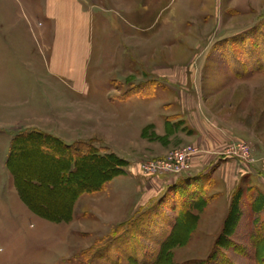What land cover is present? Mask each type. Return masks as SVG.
<instances>
[{
  "label": "rangeland",
  "instance_id": "rangeland-1",
  "mask_svg": "<svg viewBox=\"0 0 264 264\" xmlns=\"http://www.w3.org/2000/svg\"><path fill=\"white\" fill-rule=\"evenodd\" d=\"M84 2L81 93L49 68L39 35L49 22L29 10L45 0H0V30L16 32L0 42V159L35 132L122 162L67 212L39 209L51 220L29 206L30 189L21 196L15 173L27 181L54 166L20 139L12 171L0 164V264H92L113 244L119 264H136L121 253L129 244L140 263L264 264V0ZM9 47L26 51L17 60ZM67 99L73 113L89 102L87 127L78 113L61 119ZM199 177L207 188L194 203L195 185L180 183ZM73 189L39 198L67 201Z\"/></svg>",
  "mask_w": 264,
  "mask_h": 264
},
{
  "label": "trees",
  "instance_id": "trees-1",
  "mask_svg": "<svg viewBox=\"0 0 264 264\" xmlns=\"http://www.w3.org/2000/svg\"><path fill=\"white\" fill-rule=\"evenodd\" d=\"M259 66L263 68L262 63L260 62H259ZM20 139H24L25 144L29 142L32 144L33 143L39 144L38 146L35 147H38L36 149H39L41 152H43V154L40 153V155L43 156V158H45L46 160L51 161L52 162L51 165L54 166L53 170L49 169L45 171V173H40L37 176H32V177L29 176L27 181L21 180L22 178H20L19 176V171L16 170L17 173H15L17 179L16 183L19 187L18 190L21 193V196L22 194L23 196H25L23 193L25 189L27 190L30 189L31 190L30 195L32 196V199L34 198V200H32L31 203L27 201V203L29 204V206L33 207V209H38L37 213L39 215L48 217L49 219L51 218L54 219L55 214L48 213L49 215L46 216V213H42L41 210L39 209H54V210L57 209L58 215L59 213H63V211L67 212L66 211L67 209L73 208L74 199H76L78 195H80L85 191L92 192V191L100 190L105 185V183L112 178L114 174L117 175L118 172L115 169V167L120 166V163L122 162L114 158L101 157L99 154H95V153H93V155L91 156V153H88V151L81 149L80 147L77 148L76 145L73 147L65 146L58 139L52 138L46 134H39L32 132V133H28L27 135L20 136L19 139H16L15 142L13 143L14 144L13 150L7 160V167L11 171H12V166H15V163H17V160L15 159L18 154L17 151H19L18 148H19ZM43 139L45 143H42ZM29 148H32V151L34 150L33 145L32 147L31 146H28L27 148L24 147L23 150L27 151L29 150ZM88 160L93 161L96 165H93L94 167H90L89 169H87L86 166L87 164H89ZM190 180L191 179L183 180L181 181L182 183L180 184L182 188L183 187L187 188L188 186L192 187V185H195V188L192 191L193 193L190 197L193 198V202L194 200L196 202L199 197L204 196L202 195L204 193L203 190H206L207 186L205 185L204 187L202 177L195 179L196 181L194 183H192ZM71 186H74V189L70 192V194H68L67 201H64L63 198L59 197L60 195L57 197L58 200H47V201L40 200V198H42L40 197L41 194L40 192H45L46 194H52L55 193L56 190L58 189L66 190ZM178 187L179 186L176 185V188ZM180 188L178 190H180ZM182 190L184 191V189ZM169 201L170 200H168L167 204H169ZM164 204L166 205V203ZM164 204L162 200L157 203L159 209ZM175 208L177 209L176 206ZM184 208L185 207H183L182 205V209ZM234 216L235 215H233V217ZM154 227L157 229L158 225L157 224H155L154 226L151 225L149 228H154ZM143 233L145 232L142 231V235ZM146 238L149 239V236ZM225 241L229 245L231 244V241L228 238H226ZM114 246L116 245L113 244L108 249L106 248L102 252H97L98 255L96 254L97 255L96 257H92L93 259H91V263L119 264L118 259L116 257L114 258L113 256V259L111 257L112 247ZM166 246L163 248L161 254H163L164 249H166ZM127 247L128 248L125 247L126 248L125 251H121L122 255L127 256L128 258H130V260H132L136 264H148L146 260L140 263L137 251L134 247L131 246V244L127 245ZM155 259L151 264L159 263L160 258L159 259L155 258Z\"/></svg>",
  "mask_w": 264,
  "mask_h": 264
},
{
  "label": "crops",
  "instance_id": "crops-1",
  "mask_svg": "<svg viewBox=\"0 0 264 264\" xmlns=\"http://www.w3.org/2000/svg\"><path fill=\"white\" fill-rule=\"evenodd\" d=\"M33 8L29 7L30 16L35 17L34 13L41 10L49 22V28L39 31V35L47 51L52 55L51 61L48 62L51 73L53 76L61 78L60 83L64 86H69L71 92L72 90L84 92L87 90L84 86L88 85L87 71L91 54L90 13L85 7L84 0H45L43 8L38 7V5L33 6ZM49 29L52 31L51 36ZM49 36L50 38L48 39ZM12 37H16V32H13V30L12 32H7L6 29L0 30L1 43L6 38L11 41ZM7 50H10L13 53V57L18 60L20 52L25 53L26 48H17L15 50L14 47H9ZM0 64L2 63L0 62ZM65 102L67 103L63 106L65 110L61 119H64L65 122L66 120L69 121L72 116H76L75 113H78L75 118H81L79 126L87 127L88 120L85 117V112L88 109L89 102H79V110L74 113L66 109L70 107L71 100L67 99ZM83 113L84 118H82ZM48 123L51 122L48 121ZM44 132L59 136V134L53 133L51 130H44ZM60 139L69 142L63 137H60ZM7 160V158L5 160L0 159L2 169L5 171Z\"/></svg>",
  "mask_w": 264,
  "mask_h": 264
}]
</instances>
